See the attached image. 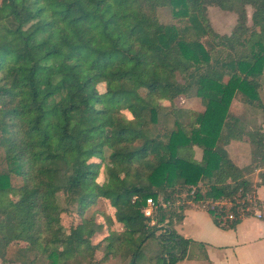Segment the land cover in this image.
I'll return each mask as SVG.
<instances>
[{
    "label": "trees",
    "instance_id": "16d2710c",
    "mask_svg": "<svg viewBox=\"0 0 264 264\" xmlns=\"http://www.w3.org/2000/svg\"><path fill=\"white\" fill-rule=\"evenodd\" d=\"M165 5L170 22L157 15ZM209 5L237 13L230 34L213 28ZM263 78L264 0H0V263L86 256L102 264L92 237L105 229L108 254L123 252L120 264H175L194 242L175 229L191 204L202 203L224 229L254 215L264 132L246 126L231 102L242 93L264 124ZM189 87L202 110L160 104ZM233 140L253 145L249 164L229 157ZM59 193L79 202L68 235ZM99 196L115 208L106 223L84 215ZM148 198L154 219L142 211ZM219 200L231 202L228 211L211 208Z\"/></svg>",
    "mask_w": 264,
    "mask_h": 264
},
{
    "label": "crops",
    "instance_id": "0c3cea01",
    "mask_svg": "<svg viewBox=\"0 0 264 264\" xmlns=\"http://www.w3.org/2000/svg\"><path fill=\"white\" fill-rule=\"evenodd\" d=\"M239 107L240 114L232 109L231 112L245 118L248 127L261 125L264 132L260 109L246 104ZM226 149L238 167L252 161L253 146L246 140H233ZM258 171L253 173L254 182L260 181ZM255 189L260 208H255L254 215L244 217L232 229L217 226L202 203L191 204L192 207L183 212L182 220L176 222L175 229L181 236L194 242L175 264H264V185L255 186Z\"/></svg>",
    "mask_w": 264,
    "mask_h": 264
},
{
    "label": "rangeland",
    "instance_id": "374dc122",
    "mask_svg": "<svg viewBox=\"0 0 264 264\" xmlns=\"http://www.w3.org/2000/svg\"><path fill=\"white\" fill-rule=\"evenodd\" d=\"M208 16L211 20L212 26L213 28L218 32V33H227L230 34L232 31L233 26L236 24L237 21V13L235 11L232 10H226L223 8H220L219 6L216 5H209L208 8ZM251 12H252V7L250 5H247V14H248V23H251ZM157 15L160 21L162 22H170L171 20H174V18L172 17V13L170 10V6L169 5H165V6H159L157 8ZM264 80V78H263ZM98 88L101 91L105 90V84L103 82H100L97 84ZM191 87H189L188 91L190 92L188 95L184 94V95H177L175 97H173L172 99H166V98H161L159 100L160 104L163 105H168V106H190L195 108V110H202L204 108L200 98L198 96L195 95H191ZM242 96V93H237L235 97H233L232 102H231V109L234 113H241V109L239 106L244 105V103L242 101H240ZM121 113L126 115L128 118L131 117L130 112H128V110H126V108H123V110H121ZM164 115H160L159 119L161 120H165ZM186 119H184L185 121ZM253 146V145H252ZM105 158L104 161L108 160V155L109 152L105 151ZM200 152L195 149L194 150V158H200L199 156ZM188 157H193V156H188ZM3 158V154L0 153V168H1V161ZM96 162H99V159L97 160H93ZM3 163V161H2ZM111 163V162H110ZM112 163L114 165L117 166V161H112ZM258 171V170H256ZM255 171V172H256ZM259 172V171H258ZM121 176H124V173H121ZM96 180L101 183L104 182L102 180L106 181V174L103 170H100ZM15 182V181H14ZM16 185H19L20 182L19 180H16L15 182ZM185 193L182 194H177L175 195L176 199H181L183 197H185ZM91 200V199H89ZM161 201V200H160ZM58 205L61 208V222L63 225V234L64 235H68L70 229H72L73 227H75L80 221V215H79V211H80V207H79V202H74L72 200H69L65 194L63 193H59L58 194ZM209 204V202H206V205ZM85 212L84 215L85 217L89 218H96V222L97 223H106L107 221V217H111L114 216L115 213V208H113L110 204V201L107 199H104L102 197H95L93 198V202L90 203L89 205H87L85 207ZM156 208L157 206L153 209V211L151 210V214L148 215L147 217H150L151 219L154 217L155 212H156ZM146 207L143 208V210H145ZM142 210V211H143ZM145 215V214H144ZM154 219V218H153ZM154 220H152L150 223H153ZM163 230H158L156 232V234L158 235L159 233H162ZM106 234L105 229L101 230L97 233L94 234V236L92 237V243L97 244V249L95 251V257L96 259L99 257H102V259H108L106 261H103L102 264H120L123 263L121 255L123 254L122 250H120L119 252H117L115 255H109L108 253L114 252L111 249L112 248H106L107 242L105 240H103L104 235ZM156 241L154 240H150L147 249L150 252H155V249L157 247ZM115 253V252H114ZM111 257H108V256ZM44 260V261H43ZM43 261V264H45V259L40 260V262ZM97 261V260H95ZM69 264H90V260L89 257H84V258H75L73 259ZM101 264V263H99Z\"/></svg>",
    "mask_w": 264,
    "mask_h": 264
},
{
    "label": "built area",
    "instance_id": "2783aa9c",
    "mask_svg": "<svg viewBox=\"0 0 264 264\" xmlns=\"http://www.w3.org/2000/svg\"><path fill=\"white\" fill-rule=\"evenodd\" d=\"M230 204H231V202H229V201H227V200H219V201H214L213 203H211L210 205H211V208H213L215 205H217V206H219V207H224L227 211H228V209H229V207H230ZM157 205H156V202L152 199V198H148L147 200H146V209L145 210H143V213L145 214V216H148V215H150L152 212H151V210L153 211V209L156 207ZM254 209V208H253ZM246 210H250V208L249 207H247L246 208ZM151 212V213H150ZM254 212H255V209H254ZM239 213H242V209L241 210H239ZM257 215H259V214H257ZM227 217L229 218V219H233L234 218V215H233V213H229L228 215H227ZM223 221H225V218H223Z\"/></svg>",
    "mask_w": 264,
    "mask_h": 264
}]
</instances>
